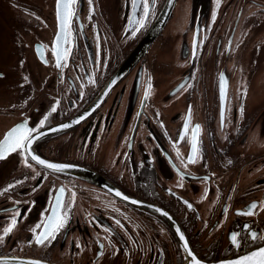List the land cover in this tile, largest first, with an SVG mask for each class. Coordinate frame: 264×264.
Segmentation results:
<instances>
[{"label":"flooded vegetation","instance_id":"af4514ba","mask_svg":"<svg viewBox=\"0 0 264 264\" xmlns=\"http://www.w3.org/2000/svg\"><path fill=\"white\" fill-rule=\"evenodd\" d=\"M166 1L150 0L151 11L139 28L134 23L143 16L139 0L135 14L132 0H92L91 5L76 0L65 47L70 50L67 66L57 68L52 55L59 32L57 0H50L53 32L48 44L41 39L34 49L36 43L44 46L47 63L35 52L42 64L52 66V74L49 79L36 74L38 85L29 100L23 95L17 106L0 108V117L13 121L0 132V140L19 124L41 132L90 106ZM179 4L145 55L88 118L34 144L41 157L86 167L134 200L9 153L0 160V264H185L188 255L180 237L152 207L173 217L192 252L207 261L233 258L264 244L250 239L252 232L264 235V0H191L189 29L183 31L175 70L170 56L159 60L158 43ZM39 21L42 27L49 23ZM257 62L263 70L254 74ZM189 111L188 131L180 139ZM196 125V163L189 164ZM60 188L67 222L54 240L38 245L35 236ZM253 204L257 207L250 209ZM249 210L252 215L240 214ZM13 217L17 223L5 236ZM233 233L239 247L231 242Z\"/></svg>","mask_w":264,"mask_h":264},{"label":"rangeland","instance_id":"374dc122","mask_svg":"<svg viewBox=\"0 0 264 264\" xmlns=\"http://www.w3.org/2000/svg\"><path fill=\"white\" fill-rule=\"evenodd\" d=\"M49 5L50 0H0V108H11L8 106L10 104L17 106L18 101H22L23 95L29 100L33 95V87L38 85L35 83L36 74H46L48 79L52 74V66L42 64L34 49V43L41 39L48 44L53 32L49 28L52 22L48 21L51 20ZM190 5L191 0H180L173 21L158 43L162 46L158 55L159 60L167 61L170 56L171 65L175 70L180 59L178 47L181 46L184 37L183 31L189 29ZM39 20L49 23L46 27H42L38 25ZM174 47H177L176 51L173 50ZM256 65L257 67L252 68L254 74L263 70L258 62ZM79 71L82 74L81 65ZM167 71L170 72L171 68ZM178 76L179 73L176 74V77ZM79 101L81 102L82 99ZM48 103L49 101L44 99L42 106ZM11 122L13 121L0 117V132ZM57 148L64 150L59 144Z\"/></svg>","mask_w":264,"mask_h":264},{"label":"snow or ice","instance_id":"6c2138e0","mask_svg":"<svg viewBox=\"0 0 264 264\" xmlns=\"http://www.w3.org/2000/svg\"><path fill=\"white\" fill-rule=\"evenodd\" d=\"M154 3V0H151ZM76 3V0H57V20H58V27L59 33L55 38L54 46L52 48V55L55 57L56 67L62 68L66 67V60L69 55L70 50L63 47L67 45L69 42V36L71 35V22L74 17L73 5ZM92 0H89V4L91 5ZM139 5L142 6L143 16L139 20H135L134 23L139 26V28L144 27V22L148 18L149 13L151 11L150 0H139ZM138 7L137 0H132V8L133 13L135 14V10ZM139 28L133 30V35ZM43 47V46H42ZM39 52V49H38ZM27 79V78H25ZM148 92L145 93V99L148 97ZM226 98V91H225V80L223 74H221V85H220V99H221V106L223 109V102ZM52 111H56L55 107H53ZM190 111L188 120H186L184 125V132L181 134L180 139L184 138V134L188 131V122L190 121ZM221 118L223 123V111L221 112ZM47 117H45V120ZM78 122V121H77ZM41 126H43L44 121H40ZM63 127H69V125H63ZM200 131V126L196 125L195 129L193 130L192 134V155L188 157V163H196V154H197V140L196 136ZM36 132L37 136H33V133ZM39 136V132L36 129H31L27 127L26 123L19 124L13 127L9 132L6 133L3 140H0V160L5 159L7 154L9 153H20L23 154L25 157V162L27 164V160L30 158L32 161H35L37 164L50 169L55 172L62 171V165L48 163L45 160L41 159L39 156L34 155L31 151V146L33 144L34 139ZM179 155V153H178ZM31 167V165H27ZM183 179V176H181ZM207 179V178H205ZM9 187H12L10 185ZM7 191V189H5ZM64 188L59 189V195L55 197V204L51 210V215L47 217L46 221L43 223V230L36 234L35 242L38 245H44L46 242L50 240H54L56 238L57 233L65 226L67 222V212L63 211V194ZM120 195V193H117ZM74 196V194H73ZM127 199V197H125ZM190 207V205H189ZM257 207L256 204L250 206V209H255ZM244 215H252L253 212L249 210L245 213H240ZM19 213H17V216ZM17 223L16 217H13L11 223L8 227L4 229V235H8L12 229L15 227ZM117 225L120 224L119 221H116ZM41 225H37V228H40ZM33 233L36 232V229L32 230ZM182 240L184 239L183 235L180 237ZM3 237H0L2 240ZM250 239L252 241H264V235L258 236L255 232H252L250 235ZM231 242L232 244L239 247V243L237 240V234L233 233L231 235ZM185 248L187 249V244H185ZM189 255L192 256V253L189 252ZM193 264H200V261L196 259L195 256H192ZM33 264H38V262H33ZM228 264H264V246L258 247L256 250L249 252L245 255L239 257V259L235 261H229Z\"/></svg>","mask_w":264,"mask_h":264},{"label":"water","instance_id":"95a60500","mask_svg":"<svg viewBox=\"0 0 264 264\" xmlns=\"http://www.w3.org/2000/svg\"><path fill=\"white\" fill-rule=\"evenodd\" d=\"M176 1L177 0H167L166 1L163 9L161 10L159 15L157 16V18H156L155 22L153 23V25L151 26V28L148 30L147 34L140 41V43L136 46V48L129 55V57L126 59V61L121 65L120 68H118V70L112 76V78L109 81L107 88H105V90L103 92H101L96 97V99L94 100V102L90 106H88L86 109H84L77 116H75L71 119L65 120V121L58 123L56 125H53L49 128L42 130L41 132H39V136L36 139H34L33 144L31 146V151L34 155L39 156L41 159L45 160L48 163H54V164L65 166V167H63L62 171H59L60 173L77 176V177H80V178L85 179V180L86 179L91 180V181H93V183L97 184L98 186L105 187L108 191H110L112 194H114L118 198L124 199L128 202H132L134 200V199H132V197L121 192L118 188L113 186L111 183H109L107 180H105L98 173H96V172H94V171H92L86 167H83L80 165H75V164H70V163H65V162L53 161V160H49V159L41 157L34 150V144L37 140H39L41 138L51 136V135H55V134H58L61 132H65V131H68L72 128L77 127L86 118H88L94 110H96L102 104L105 97L107 96L109 89H111V87L116 82L121 80L125 76V74L129 71V69L134 64H136L145 55V53L150 48V46L153 44V42L156 40L158 35L162 32L163 28L166 26L168 20L170 19L171 15L174 11ZM42 46H43L42 44L36 43L35 49H36V52H37L39 58L47 63L48 61L45 57V49H44V46L43 47ZM63 47H66V45H64ZM38 49H39V52H38ZM63 125H69V127L65 128V127H63ZM35 136H37V134ZM117 193H120V195H117ZM58 195H59V193H58ZM125 197H127V199H125ZM63 200H64V194H63ZM54 204H55V202H54ZM152 209L157 211V212L164 214L165 218L172 224V226L174 227V229L177 232L179 237H181V235H183L184 239L183 240L181 238L180 239L185 246V244H187L188 238L185 235L182 228L179 226L178 222L173 217L169 216V214H167L166 212H161L156 207H152ZM262 246H264V244ZM256 249L257 248H255L251 251H248L246 253H243L241 255H238L236 257H233V258H227V259H222V260H217V261H207V260L200 258L198 255L194 254L192 252V250L189 248V246L187 245L186 251H187V255H188V261L185 264H193L192 256H195L196 259L200 261V264H228L229 261H235V260L239 259L240 256L245 255L249 252H252ZM189 252L192 253V256L189 255ZM0 262H3V258H0Z\"/></svg>","mask_w":264,"mask_h":264}]
</instances>
